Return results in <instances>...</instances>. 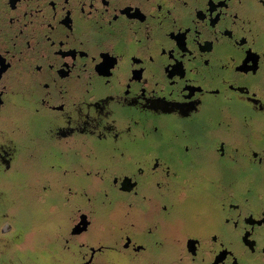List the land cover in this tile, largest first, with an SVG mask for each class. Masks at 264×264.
<instances>
[{
    "label": "flooded vegetation",
    "instance_id": "af4514ba",
    "mask_svg": "<svg viewBox=\"0 0 264 264\" xmlns=\"http://www.w3.org/2000/svg\"><path fill=\"white\" fill-rule=\"evenodd\" d=\"M39 166L0 264H264V0H0V177Z\"/></svg>",
    "mask_w": 264,
    "mask_h": 264
},
{
    "label": "rangeland",
    "instance_id": "374dc122",
    "mask_svg": "<svg viewBox=\"0 0 264 264\" xmlns=\"http://www.w3.org/2000/svg\"><path fill=\"white\" fill-rule=\"evenodd\" d=\"M11 112L14 113V111H11ZM29 119L33 123H36L38 121L37 120L38 118H36L33 115H31ZM95 144L99 145L98 143H95ZM52 153L53 152L46 153L43 158V161L44 162L52 161L53 160ZM19 157L20 156L17 155L18 161H21V158ZM103 160H104L103 158H100V161H103ZM32 172H33V175H32ZM44 172L47 173L46 168L44 166H39L37 170L28 168V171L26 170L25 173L20 170L18 173H10V174L3 175L0 177V191L2 193L15 194L21 197L23 193H27L28 191L26 188V182L28 181V179L34 175L42 176ZM251 172H252L251 176L256 177V171L254 168L251 169ZM258 186L259 187H256L258 188L257 191H260L264 194V185H258ZM41 192L53 193V190L51 188L45 191L41 190ZM20 203H21V200H20ZM51 207H52L51 200L44 201V203L42 202V203H36V204H29L28 206L26 205L20 206L18 210H20L22 224L25 225V227H21V225H19L18 230L15 233H19L23 235V231L25 230L24 233H25V237L27 238V241L35 240L34 236H36L37 232L39 231H37V229L34 228V225L36 224V222H38V220L42 218L41 215L45 213V211ZM23 220L24 221L26 220L25 224L23 223ZM8 239L12 240L9 236H8ZM18 241L20 242L21 239H19ZM18 246L19 245H16V248L14 249L15 253L18 256V260L14 261L13 264H21L19 260V257L21 255V250Z\"/></svg>",
    "mask_w": 264,
    "mask_h": 264
}]
</instances>
